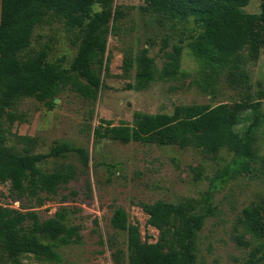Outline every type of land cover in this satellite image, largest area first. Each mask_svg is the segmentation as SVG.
<instances>
[{"label":"trees","instance_id":"obj_1","mask_svg":"<svg viewBox=\"0 0 264 264\" xmlns=\"http://www.w3.org/2000/svg\"><path fill=\"white\" fill-rule=\"evenodd\" d=\"M115 0H2L0 16V184H10L16 199L24 196L43 205L59 189L76 179L79 168L74 163H61L51 170L42 168L49 158L78 153L84 166L89 165V152L68 142L56 143L50 152H34L38 140L12 130L23 115L12 111L23 98H35L48 108L56 106V99L64 88L71 86L85 99L95 102L103 83L100 71L105 62L110 23L114 15ZM251 0H145L148 9L157 15L160 24L167 21H193L197 28L190 34L188 47L204 70L225 73L229 86L250 87L251 62H256L264 47V0L260 13H246L244 7ZM98 4L101 10L94 7ZM49 17L64 21L75 34L77 55L71 67L52 60L50 51L42 48L30 53L29 48L36 27ZM183 46L178 45L172 58L157 76L155 62L142 48L135 56L128 53L124 59V73L136 69L141 86L156 79L170 77L179 70ZM108 60V59H107ZM250 111L253 120L241 144L238 156L253 158L252 147L256 130L262 123L260 101L177 105L172 113H134V124L113 125L102 120L94 128L96 139L109 138L123 143L141 142L195 147L209 155H217L230 142L228 126ZM14 143H13V142ZM256 158V157H255ZM254 158V159H255ZM264 167V157L256 158ZM247 167V161L241 163ZM88 191L92 190L90 178ZM46 194L47 196H43ZM66 198V196H65ZM148 215V224L159 230L156 241L143 239L140 225L130 221L128 212L116 208L111 223L115 233L109 236L108 246L117 263L130 264H198L195 239L203 228L206 213L190 202L173 203L163 200L139 202ZM244 230L257 240L242 264L264 262V208L244 209ZM69 210H58L53 217L41 219L34 209H14L0 205V262L21 264L26 255L38 259L61 262L59 249L82 240L81 226L68 224ZM127 233L126 244L120 232ZM236 230L237 244L250 248L253 242Z\"/></svg>","mask_w":264,"mask_h":264},{"label":"rangeland","instance_id":"obj_2","mask_svg":"<svg viewBox=\"0 0 264 264\" xmlns=\"http://www.w3.org/2000/svg\"><path fill=\"white\" fill-rule=\"evenodd\" d=\"M261 3L262 0H251L244 11L260 13ZM1 5L2 0L0 16ZM94 8L102 9L98 4ZM113 8L105 62L100 71L103 86L95 102L68 86L57 98L54 108L27 97L11 109L24 117V121L14 123L12 130L37 138L34 152L48 153L60 141L86 148L90 157L88 166L83 165L76 152L49 158L42 164L46 170L63 162L74 163L79 168L78 177L63 185L43 205L27 196L16 199L9 183L0 184V205L21 210L32 208L41 219L53 217L66 207L67 223L81 226L82 240L59 249L61 262L26 255L21 264H130L127 259L117 263L108 246L109 236L115 233L111 218L116 208H124L130 221L140 225L142 238L156 241L159 230L148 224V215L139 202L157 200L190 202L207 214L195 239L198 264H242L260 242L245 234L244 209L264 208V167L255 160L264 157V47L259 59L249 64L250 87H231L225 73L204 70L187 46L190 34L197 28L193 21H176L174 25L167 21L162 25L145 0H115ZM74 39L75 34L63 20L49 17L36 27L29 52L47 48L52 60L71 67L78 51ZM178 45L183 46L181 64L170 77L141 86L135 77V68L124 73L125 56L128 53L135 56L142 48H148L157 76L163 75L165 65L172 60L168 54ZM247 100L260 101L263 113L262 123L254 134L255 155L251 159L238 156L253 120L250 111L238 123L234 117L230 120L227 129L230 142L215 156L195 147L123 143L94 136V128L103 119L113 125H133L136 111L172 113L177 105L195 103L211 106L227 103L233 107ZM244 160L246 168L241 166ZM88 178L91 191L86 186ZM236 230L253 242L250 248L237 244L233 238ZM120 235L125 243L127 233L121 231Z\"/></svg>","mask_w":264,"mask_h":264},{"label":"water","instance_id":"obj_3","mask_svg":"<svg viewBox=\"0 0 264 264\" xmlns=\"http://www.w3.org/2000/svg\"><path fill=\"white\" fill-rule=\"evenodd\" d=\"M56 101H57V99H56Z\"/></svg>","mask_w":264,"mask_h":264}]
</instances>
